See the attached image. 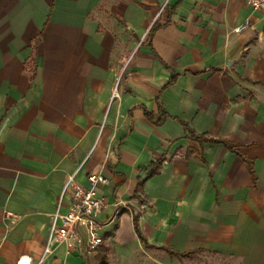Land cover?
<instances>
[{
	"label": "crops",
	"instance_id": "1",
	"mask_svg": "<svg viewBox=\"0 0 264 264\" xmlns=\"http://www.w3.org/2000/svg\"><path fill=\"white\" fill-rule=\"evenodd\" d=\"M93 172L109 178L102 245L50 242L69 178ZM139 250L264 264V8L0 0V264Z\"/></svg>",
	"mask_w": 264,
	"mask_h": 264
},
{
	"label": "built area",
	"instance_id": "2",
	"mask_svg": "<svg viewBox=\"0 0 264 264\" xmlns=\"http://www.w3.org/2000/svg\"><path fill=\"white\" fill-rule=\"evenodd\" d=\"M253 10L264 8V0H246ZM90 186L84 187L70 177L71 202L66 213L60 210L52 216L51 242H67L70 245L83 244L87 234V253L94 254L102 245L104 224L99 221L98 214L107 206L108 200L102 187L109 184V178L102 172H93L88 176ZM10 215L12 213H9ZM18 264H32L31 259L22 257Z\"/></svg>",
	"mask_w": 264,
	"mask_h": 264
},
{
	"label": "rangeland",
	"instance_id": "3",
	"mask_svg": "<svg viewBox=\"0 0 264 264\" xmlns=\"http://www.w3.org/2000/svg\"><path fill=\"white\" fill-rule=\"evenodd\" d=\"M152 253V264H223L222 261L218 260L214 255L205 252H198L187 258L180 259V263L170 255L161 256L159 255L160 253L156 255L154 251ZM147 258H149V255H147L144 250H139L135 253V264H146Z\"/></svg>",
	"mask_w": 264,
	"mask_h": 264
},
{
	"label": "trees",
	"instance_id": "4",
	"mask_svg": "<svg viewBox=\"0 0 264 264\" xmlns=\"http://www.w3.org/2000/svg\"><path fill=\"white\" fill-rule=\"evenodd\" d=\"M157 27H158V24L155 22V23L153 24L152 28H151V34L157 29ZM135 229H136V231H137V234L139 235V237H140L141 240L143 241V243H145V245L148 246V242H147L146 238L143 236V234H142V232H141V230H140V228H139V225H138V222H137L136 219H135Z\"/></svg>",
	"mask_w": 264,
	"mask_h": 264
}]
</instances>
